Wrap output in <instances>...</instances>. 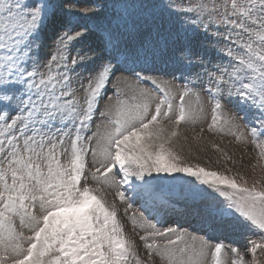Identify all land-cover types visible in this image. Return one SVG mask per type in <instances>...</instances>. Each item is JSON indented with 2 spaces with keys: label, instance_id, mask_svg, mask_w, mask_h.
Listing matches in <instances>:
<instances>
[{
  "label": "snow or ice",
  "instance_id": "snow-or-ice-1",
  "mask_svg": "<svg viewBox=\"0 0 264 264\" xmlns=\"http://www.w3.org/2000/svg\"><path fill=\"white\" fill-rule=\"evenodd\" d=\"M150 7L130 28L84 23L99 0H0V264H264V164L234 170L212 140L223 170L193 163L180 130L247 131L264 158V0ZM197 202L260 238L241 251L162 219Z\"/></svg>",
  "mask_w": 264,
  "mask_h": 264
},
{
  "label": "rangeland",
  "instance_id": "rangeland-1",
  "mask_svg": "<svg viewBox=\"0 0 264 264\" xmlns=\"http://www.w3.org/2000/svg\"><path fill=\"white\" fill-rule=\"evenodd\" d=\"M83 4L86 5L88 0H82ZM99 2L105 5L103 9V15L101 17H92L86 18L84 23H87L91 26H95L97 24H107L108 20H112L113 24L120 22L123 24V20H127L129 27H132L133 22H137V26L143 25L144 21L151 20V16L153 13H158V8L150 7V5L159 3V0H99ZM113 13L116 16H113ZM123 17V20L120 18ZM51 43V41H49ZM89 43L98 46L100 41L96 39V37H92L89 40ZM129 67H136L135 65H128ZM159 67H163V65H157ZM137 71L141 69L136 67ZM177 83H180L177 81ZM151 87V85H149ZM206 98V96H205ZM181 132L188 135L189 142L192 144L193 152L192 156L195 158L199 155V159H193V163H202L203 166L208 167L209 169L220 168L223 170V159H220V164H217L218 158L221 157V153L217 151L215 148L211 147L208 143L209 140L215 141L218 143L221 148H223L228 155L232 156L233 159L237 161L234 170L240 169L241 160L245 167L242 169L243 172L249 174L250 176L255 175L256 178H259L261 173L260 164H264V158L258 157V150L255 149V146L251 143V137L245 132V136H247L248 143H243L241 141H237V139L232 135H215L209 133L207 129L202 134V141L197 143L193 137L200 133L199 126H187L183 123L181 124ZM203 149V151L198 152L197 149ZM259 160V164L257 161ZM257 164V167L253 171L251 165ZM228 167H233L231 163L228 164ZM135 207L140 211H143L140 208V204L136 203ZM200 205L197 202L196 204L191 205L189 212L186 213H168L167 215L162 214V219L171 223V221H178L185 228H188L190 232H194L197 235H204L206 232H210L214 237L219 238L225 244H230L233 247H239L241 251H244L245 245L247 244L249 239H259V233L252 234L246 228L239 227H219L215 228L210 224L204 223L200 216L196 214V211L199 209ZM179 208L184 209L185 205L180 204ZM147 215V213H145ZM163 226V225H161ZM174 226V225H173ZM132 223L130 218L125 221V228L131 235H135V233L131 232ZM136 233L143 235V232L139 228V224H137ZM138 243L139 240L137 241ZM215 242V241H214ZM259 251V250H258ZM141 258H146V252L141 245L140 248ZM156 264H160L159 258L154 257ZM245 259L251 260L250 255H246ZM261 259H264L262 257Z\"/></svg>",
  "mask_w": 264,
  "mask_h": 264
}]
</instances>
